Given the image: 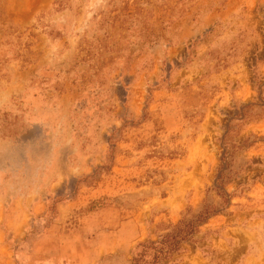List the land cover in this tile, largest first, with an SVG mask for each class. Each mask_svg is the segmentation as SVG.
Here are the masks:
<instances>
[{
    "label": "rangeland",
    "instance_id": "1",
    "mask_svg": "<svg viewBox=\"0 0 264 264\" xmlns=\"http://www.w3.org/2000/svg\"><path fill=\"white\" fill-rule=\"evenodd\" d=\"M203 209L160 264H264V0H0V264H129Z\"/></svg>",
    "mask_w": 264,
    "mask_h": 264
},
{
    "label": "trees",
    "instance_id": "2",
    "mask_svg": "<svg viewBox=\"0 0 264 264\" xmlns=\"http://www.w3.org/2000/svg\"><path fill=\"white\" fill-rule=\"evenodd\" d=\"M206 213L207 210L203 209L194 221H179L172 232L160 236L156 241L139 242L129 264H160L177 249L180 241L190 239L194 224L203 221Z\"/></svg>",
    "mask_w": 264,
    "mask_h": 264
},
{
    "label": "crops",
    "instance_id": "3",
    "mask_svg": "<svg viewBox=\"0 0 264 264\" xmlns=\"http://www.w3.org/2000/svg\"><path fill=\"white\" fill-rule=\"evenodd\" d=\"M12 238V237H11ZM25 239V238H24ZM24 239H22L23 241H25Z\"/></svg>",
    "mask_w": 264,
    "mask_h": 264
}]
</instances>
